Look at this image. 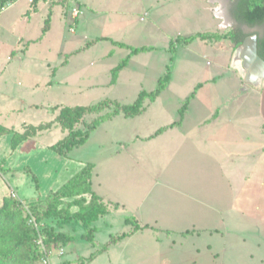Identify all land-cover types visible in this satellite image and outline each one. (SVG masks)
I'll list each match as a JSON object with an SVG mask.
<instances>
[{
	"label": "rangeland",
	"instance_id": "obj_1",
	"mask_svg": "<svg viewBox=\"0 0 264 264\" xmlns=\"http://www.w3.org/2000/svg\"><path fill=\"white\" fill-rule=\"evenodd\" d=\"M41 1L50 12L53 7L51 29L42 38L47 9L24 17L13 4L0 14V125L18 132L42 126L15 149L10 134L0 136V201L13 189L39 229L65 228L79 236L80 221L46 217L36 222L28 203L44 199L92 162L95 190L123 204L110 205L111 224L96 232L97 247L78 239L73 243L77 251L53 256L54 264L66 259L70 264H264V114L259 107L264 78L249 80L241 45L228 38H195L169 48L176 37L196 32L224 34L240 28L247 36L260 35L264 22L249 26L237 21L232 13L236 0H88L93 9L87 0ZM75 5L81 13L73 23ZM68 14L70 22L64 17ZM100 36L154 50L132 55L110 84L111 68L129 49L110 40L94 41ZM168 65L165 88L153 99L145 96L139 112L119 111L101 119L66 156L49 148L68 133L56 119L62 106L106 98L130 104L141 90L156 89ZM191 93L186 123L150 138L179 118L178 109ZM112 109L85 115L74 131L85 133L98 115ZM201 119L204 125L197 126ZM25 166L36 175L38 189ZM169 183L193 190L207 203L188 206V198ZM144 198V207L155 200V213L144 218L157 222L155 228L114 239L131 228L124 218L134 215ZM34 203L45 208L44 201ZM170 215L180 224L171 223L169 232L164 226ZM110 237L108 250L85 261Z\"/></svg>",
	"mask_w": 264,
	"mask_h": 264
},
{
	"label": "trees",
	"instance_id": "obj_2",
	"mask_svg": "<svg viewBox=\"0 0 264 264\" xmlns=\"http://www.w3.org/2000/svg\"><path fill=\"white\" fill-rule=\"evenodd\" d=\"M5 1L6 0H0V4H3ZM37 1L38 0H33L31 4H35ZM232 13L234 18L240 23L249 26L262 24L264 22V0H236ZM49 26L50 13L45 18L44 24L41 28L42 35L47 32ZM246 36L247 34L240 28H232L224 34L196 32L189 36L176 37V39L170 41L169 48L173 51L174 44L178 42H191L195 38L205 39L207 37H214L216 39L222 37L228 38L234 46H239L242 44ZM98 40H110L114 45L129 49L128 54L111 68L110 84L116 82L119 72L128 64L132 55L154 49L152 46L128 45L124 42L112 40L106 36L97 37L94 41ZM90 43L92 44V41H89L88 45ZM257 54L261 58H264V33L257 37ZM169 60L172 61L173 57L170 56ZM166 69V72L158 78L157 87L154 91L147 93L144 90H141L138 93L137 98L130 104L122 105L116 100L106 98L90 105H76L73 107L62 106L56 119L63 128L68 130V133L62 139L50 144L49 148L60 155L66 156L67 152L73 147L79 146L87 140L90 131L99 124L101 119L115 115L119 111L124 112L126 115L139 112L142 108L145 96H149L153 99L165 88L166 83L170 79L169 65ZM193 95L194 93H191L179 107V118L176 121L155 130L154 133L150 135V138L158 135L169 127L179 125L184 118L190 98ZM111 107L113 108L111 112L98 115L85 133L74 131V124L81 120L85 115L99 113L102 110ZM38 128L40 129L42 126L33 125L27 127L22 132H18L12 127L0 125V135L10 134V146L12 149H15L22 141L33 136ZM94 166L95 164L92 162L85 163L79 171H77L59 188L51 191L44 199L38 198L36 201H44L45 208L43 210H40V205L34 203L36 201H29L28 203L29 210L34 216L36 222L46 217H56L63 222L71 220L80 221L83 226V231L79 236L62 230L37 228L34 222L30 220L29 213L25 212L24 205L19 199L14 198L11 195H4L2 197L0 203V264H40L41 250L37 243L39 236L46 247L66 246L77 239L86 240L94 245V232L96 227L92 225V223L100 216L108 213L110 211V205H113L114 207L119 206L118 202L104 200V198L95 190L92 182ZM24 171L31 176L32 180L35 182V188L38 189L39 184L36 175L32 173L28 166L24 167ZM72 206L77 207V209L70 210ZM124 222L130 224L131 229L122 232L117 237H114V239H122L139 229L148 227L152 229L155 228L147 223L143 225L140 224L133 216H126ZM114 239L110 237L101 249L95 250L87 256L85 261L92 259L96 252L106 249ZM63 264L70 263L64 260Z\"/></svg>",
	"mask_w": 264,
	"mask_h": 264
},
{
	"label": "crops",
	"instance_id": "obj_3",
	"mask_svg": "<svg viewBox=\"0 0 264 264\" xmlns=\"http://www.w3.org/2000/svg\"><path fill=\"white\" fill-rule=\"evenodd\" d=\"M87 2H88V0H87ZM88 4H89V6H90V8L91 9H93L92 8V6L90 5V3L88 2ZM13 6H17V8H18V14L19 15H25L24 17H31L30 15L31 14H35V13H37L38 12V10H40L41 8H44L45 9V11H46V9H47V12H46V14L48 15L49 13H50V18L52 17V14H53V7H51L50 9H51V12L49 11V8H48V6H46V4L44 3V1H41V0H39L37 3H35V4H30L27 0H19L18 2H16ZM2 13V12H1ZM0 13V14H1ZM65 17V19L66 20H68L69 22L71 21V17L69 16V14L67 15V17H66V15L64 16ZM88 19V17H87V15H86V19L84 18V20H87ZM25 20H27L28 21V19H25ZM73 20V19H72ZM51 22H52V18L50 19V26H49V29L47 30V32L44 34V35H42L41 36V38L43 37V36H45V35H47L48 34V32L50 31V29H51ZM71 22H73V23H75V19H74V21H71ZM101 37V36H100ZM97 38V37H96ZM95 38V39H96ZM109 38V37H108ZM38 39V38H37ZM94 39V40H95ZM112 40H114V39H112ZM115 41H119V40H115ZM94 42V41H93ZM120 42H123V41H120ZM125 43V42H124ZM127 44V43H126ZM128 45H130V44H128ZM147 46H149V45H147ZM27 48V47H26ZM154 50V49H153ZM150 51H152V50H150ZM9 57V56H8ZM14 57V56H13ZM57 75H58V72H57ZM56 75V76H57ZM259 103H260V105H259V107H260V110H261V113L262 114H264V104L261 102V101H259ZM187 114V113H186ZM186 114L184 115V118H183V120H182V122L179 124V125H177V126H175V127H172V128H170V129H174V128H178V127H181V126H183L185 123H186ZM203 118V117H202ZM204 121H205V119H201V120H199L198 121V125L197 126H201V125H204ZM8 127V126H7ZM9 127H11V126H9ZM13 128V127H12ZM14 129V128H13ZM15 130V129H14ZM16 131V130H15ZM165 131V130H164ZM5 135V134H4ZM0 136H2V135H0ZM25 141H27V139L26 140H24V141H22L19 145H21V144H23ZM18 145V146H19ZM263 145V152H264V143L262 144ZM168 186H169V188H171L172 190H174V191H176L178 194H180L181 196H182V198L183 197H186V198H188V199H186L185 201H186V204L189 206V204H191V201H194L195 203H197V204H199V205H203L204 203L203 202H205V203H207V201L205 200V199H203V198H201V195L198 197V196H193V194H191L192 193V191L193 190H187V189H181L180 187H177V186H174L173 184H171V183H169L168 184ZM5 194H3V196H4ZM100 195L104 198V200H106V201H114V202H118L119 203V205H122L123 204V202H121V201H119L118 199H116V198H109V197H107L106 198V196H104V195H102V193H100ZM2 196V197H3ZM1 200H2V198H1ZM184 199H182V201H183ZM0 203H1V201H0ZM155 203V200H153V203L152 204H150V205H147L146 207H144L145 206V198L139 203L138 202V204H137V206H136V208H134L135 210H134V215H132V216H135L136 215V217H138L139 219H142V221L141 220H139V221H141V223L140 224H145V223H147V224H149L150 226H153L154 227V225H156V223L157 222H154V221H146V220H144V218L147 216V215H149V214H154L155 213V209H156V205L154 204ZM256 209H259V206L256 204ZM73 210H75V209H73ZM111 216V210L108 212V213H106V214H104V215H102V216H100L97 220H95L93 223H92V225H94L95 227H96V230H95V232H94V245H92V246H96L97 247V245L95 244V237H96V232L100 229V226L101 225H107V224H111L110 222H111V220L110 219H108L109 217ZM169 218H171V221L169 222V225H166V226H164V230H166V231H172L171 230V228L169 227L170 225H171V223H172V225H176L175 223H177L176 221V216L175 215H170L169 216ZM178 218H180L179 216H178ZM177 224H180V222H178ZM82 226V225H81ZM70 227V226H69ZM131 229V228H130ZM129 229V230H130ZM62 231H66V232H71V233H74L73 231H70V230H67V229H65V228H62L61 229ZM82 231H83V226H82ZM128 231V230H127ZM139 231H141L140 229L139 230H136V231H134L132 234H130V235H128V236H126L124 239H128V238H131V237H133L135 234H137ZM169 231V232H170ZM185 231V230H184ZM192 231L194 232V233H196V234H198V233H202V229L200 230V228L198 227V228H196V227H192ZM192 232V233H193ZM82 233V232H81ZM75 234V233H74ZM112 235V234H111ZM77 236V235H76ZM110 239V238H109ZM108 239V240H109ZM78 240V239H77ZM77 240H75L74 242H72V243H70V244H68V245H66V246H64V248H65V252L64 253H66V251L68 250V249H74V250H76L77 251V247L75 246V244H73V243H75ZM107 240V241H108ZM106 241V242H107ZM106 244V243H105ZM115 244V243H114ZM104 245V244H103ZM111 246V245H110ZM103 247V246H102ZM102 247H100V248H96L95 250H98V249H101ZM109 249V246H107V248L106 249H104V250H102V252H104V251H106V250H108ZM198 249V248H197ZM94 250V251H95ZM93 251V252H94ZM93 252H91V253H93ZM90 253V254H91ZM89 254V255H90ZM98 254V253H97ZM99 254H101V252H99ZM79 255V254H78ZM89 255H86V256H89ZM63 256V255H62ZM79 256H81V255H79ZM55 257H57L58 258V256H55ZM96 257V254H94V256H93V259ZM67 260V259H66Z\"/></svg>",
	"mask_w": 264,
	"mask_h": 264
},
{
	"label": "water",
	"instance_id": "obj_4",
	"mask_svg": "<svg viewBox=\"0 0 264 264\" xmlns=\"http://www.w3.org/2000/svg\"><path fill=\"white\" fill-rule=\"evenodd\" d=\"M257 37L256 34L246 36L240 49L241 55L245 58L244 64L248 66V78L253 81L264 78V58L257 54ZM243 49H246V52Z\"/></svg>",
	"mask_w": 264,
	"mask_h": 264
},
{
	"label": "built area",
	"instance_id": "obj_5",
	"mask_svg": "<svg viewBox=\"0 0 264 264\" xmlns=\"http://www.w3.org/2000/svg\"><path fill=\"white\" fill-rule=\"evenodd\" d=\"M19 0H6L3 4H0V13L3 12L6 8L12 6ZM30 4L33 2V0H27ZM81 13L80 7L78 5H75L71 8V16L73 19H75L79 14ZM10 195L14 198L18 199L17 193L15 191H11ZM35 226L38 228L36 223H34ZM37 243L41 250V256H40V264H54L52 261L53 256H61L65 252L64 246H51L46 247L41 237L39 236Z\"/></svg>",
	"mask_w": 264,
	"mask_h": 264
},
{
	"label": "bare ground",
	"instance_id": "obj_6",
	"mask_svg": "<svg viewBox=\"0 0 264 264\" xmlns=\"http://www.w3.org/2000/svg\"><path fill=\"white\" fill-rule=\"evenodd\" d=\"M243 51L246 52V49H243ZM238 52H240V50H239ZM237 62H238V61H237Z\"/></svg>",
	"mask_w": 264,
	"mask_h": 264
}]
</instances>
